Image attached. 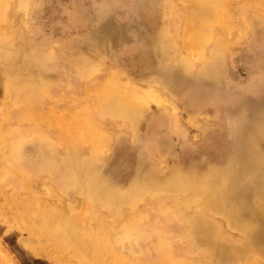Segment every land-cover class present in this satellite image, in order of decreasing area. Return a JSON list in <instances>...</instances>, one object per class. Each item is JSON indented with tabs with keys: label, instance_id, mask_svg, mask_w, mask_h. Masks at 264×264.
I'll return each instance as SVG.
<instances>
[{
	"label": "rangeland",
	"instance_id": "rangeland-1",
	"mask_svg": "<svg viewBox=\"0 0 264 264\" xmlns=\"http://www.w3.org/2000/svg\"><path fill=\"white\" fill-rule=\"evenodd\" d=\"M195 1L31 0L27 10L14 17L19 1L12 0L9 22L1 28L8 33L13 31V45L4 50H20L25 56L31 53L33 44L39 46L37 53L40 56L54 50L57 52L55 61L68 66L64 74L71 79L55 82L48 92H41L40 103L26 101L23 102L25 106L7 108L10 113L0 116V146L5 141L16 139L20 133L31 134L32 120L20 123L14 119V114L21 109H26V113L30 111L37 126L41 121L38 128H44L50 137L57 139L60 128L54 126L48 130L49 126L43 123V119L55 111V118L60 120L64 115L73 113L78 104L93 103V98L85 101L84 92L87 87L93 89L100 85L110 67L121 72L124 80L130 79L139 87H159L173 102L174 108H170L175 114L171 109H163L153 103L134 130L127 126L131 130L129 135L123 134V126L117 122L108 120L103 123L96 117L102 130L110 133L116 141L122 138L115 148L112 139L110 148L113 154L108 173L120 181L118 184L128 188L138 172L147 173L150 164L154 163L158 176L169 175L170 181L180 183L173 192L179 194L185 189V174L203 177L210 172L218 185L213 188L211 196H226L237 207L239 217L246 216L251 220L254 249L240 258L241 264H249L253 260V252H264V30L255 26L256 15L264 14V0H230L227 12H224L230 27L214 26L212 29L219 43H202L206 45L204 65L198 63L193 71H184L179 66L180 57L187 53L186 48L199 42L195 34L198 26L189 23L183 31L170 30L175 34L176 42H171L167 33L161 47L157 46V41L166 12L172 13L169 19L173 20V11H177L182 21L188 16L191 6L200 9L202 4H195ZM206 14L203 17H207ZM87 47L102 49L104 72L95 78L81 74V65L90 54L88 51L77 53ZM78 48L81 49L76 50ZM162 49L165 53L170 51L174 54L170 62L164 60ZM7 71L11 72L8 61L0 56V113ZM156 83L166 89L156 86ZM15 93L13 88L12 94ZM80 125L87 128L89 121ZM10 129L16 132L9 133ZM68 131L67 138L71 134L78 136L76 131ZM118 135L120 138L117 140ZM79 138L84 141V137ZM83 150L87 152L88 148L84 147ZM2 157L0 154V168L4 165ZM18 177L19 174L12 175L13 181L0 186V264H7L3 251L14 264H34L35 261L55 264L44 252L35 254L32 251V246L40 245L31 231L17 226L9 228L13 213L18 215L24 208H35L36 199L44 207L48 200L56 197L46 195L47 189H42L45 178L38 180L36 174L30 172L27 174L30 187H27L15 181H18ZM223 182L227 184L223 185ZM39 192L41 196L38 198ZM24 193L28 194L24 196ZM145 194L146 201L140 203L139 208V212L146 210L150 213L145 222L152 223L154 220L152 225L170 232V235L178 234L177 225L168 220L155 223L157 214L151 208L156 209L162 202L151 199L149 193ZM175 199L171 197L168 203L176 204ZM56 200L62 202L59 203L61 205L69 201L81 213L82 219L79 223L75 221L79 228L84 225L83 220H93L90 215L94 208L98 210L94 202H86L71 190H67L64 197L58 195ZM92 204L95 206L92 207ZM15 205H19L18 212L14 209ZM105 214L108 216V213ZM215 214H210V220L214 223L212 226L223 231L222 239L232 237L224 243L216 241V248L218 244L221 247L237 242L241 244L245 233L229 223L224 214ZM92 222L88 226L98 227L96 222ZM211 234L207 230L204 239L209 242V239H213ZM153 241L151 239L149 243ZM197 245L200 246L198 251ZM142 246L147 247L145 244ZM174 249L179 253L190 252L194 259L200 258L205 262L213 257L216 259L214 248L209 244L211 256L207 255V243L202 240L192 245L187 240H176ZM216 252L222 259L217 249ZM91 264L100 263L92 261Z\"/></svg>",
	"mask_w": 264,
	"mask_h": 264
},
{
	"label": "bare ground",
	"instance_id": "bare-ground-1",
	"mask_svg": "<svg viewBox=\"0 0 264 264\" xmlns=\"http://www.w3.org/2000/svg\"><path fill=\"white\" fill-rule=\"evenodd\" d=\"M11 1L0 0V56L8 61L11 69V72L7 71L5 74L1 117H4V113H10L7 108L25 106L23 102L26 101H39L40 93L48 92V88L55 82L71 79L64 74L68 66L55 61L57 52L54 50L40 56L37 53L38 45L33 44L28 57L20 50L13 52L4 50L7 46L13 45L11 35L13 31L8 33L1 28L9 22L12 11ZM18 1L19 5L15 8L14 17L22 15L31 2V0ZM229 2L230 0H196L195 4H202L200 9L194 8L191 4L185 21L179 19L180 15L177 11H173V20L169 19L172 17L170 11L164 13L165 23L160 31L157 46L161 47L164 36H167L166 33L170 35L171 42H176L177 38L173 37L175 34L170 33V30L183 31L184 27L193 23L198 26L195 34L199 42L186 48L187 53L181 55L178 65L184 71H193L198 63L204 65L206 45L202 43H219L212 28L217 25L226 29L230 27L228 19L224 17ZM195 11L202 14H195ZM205 13L207 17H203ZM255 26L264 30V14L256 15ZM86 51L90 55L81 65L83 66L81 74L87 75L88 78L98 77L104 72L105 67L100 52L102 49L87 47L82 48L77 54ZM163 51L162 54L165 53V50ZM169 52L164 54L166 62H170L174 57V54ZM163 63L168 66L164 61ZM155 85L164 87L160 83ZM13 88L16 90L15 95L12 94ZM22 93L24 95H21ZM84 93L85 101L93 98V103L78 104L73 113L64 115L60 120L55 118V111H51L52 114L43 119V123L49 126L48 130L54 126L60 128L57 139L50 137L44 128H38L41 127V121L39 120L37 126L30 111L26 113V109H21L18 114H14L17 122L26 123L32 120L33 127L31 134L20 133L17 138L15 137L16 139L5 141V144L0 146L4 164L0 168V186L4 185V182L13 181L12 175L19 174L18 181H15L30 187L27 174L34 173L38 180L45 178L47 181L42 188L47 189L46 195L64 197L66 191L71 190L86 202L92 201L98 205V210L94 208L91 212L90 218L93 220H83L84 225L79 228L78 223L83 217L81 213H78L69 201L61 205L59 203L62 202H58L55 197V201L48 200L44 207H42L43 203L36 199L35 208H24L18 215L13 213V222L9 224V228L17 226L19 229L24 227L31 231L40 245L32 246V251L35 254L44 252L55 264H91L92 261L100 264H241L240 258L254 249L251 220L246 216L239 217L237 207L226 196L222 197L219 194L211 196L213 188L218 185L212 179L210 172L203 177L185 174L183 179L185 189L179 194L173 192L180 183L170 181L169 175L158 176L154 163L150 164L147 173L138 172L128 188L118 184L120 181L108 173L109 160L113 154V149L111 151L110 148L112 139L115 141L113 146L115 148L119 146L118 143L122 138L118 135L117 140L119 138L120 140L116 141L115 137L109 135L110 133L102 130L101 125L97 124L96 117L103 123L108 120L117 122L123 126V134L129 135L131 130L127 126L130 125L134 130L151 108V104L155 103L163 109L174 108L173 102L171 103L162 90L152 85L139 87L130 79L124 80L121 72L110 67L100 85L94 86L93 89L87 87ZM85 121H89L87 128L80 125ZM72 130L76 131L78 136L74 137L71 134L72 136L67 138V131L72 132ZM15 132L11 129L9 131L12 134ZM37 135L38 137H35ZM79 137H84V141ZM84 147L88 148L87 152H84ZM226 182H223V185L227 184ZM145 193H149L151 199L156 198L157 202H162V205L156 209L151 208L157 214L155 223L168 220L171 224L177 225L176 229L180 231L178 234L170 235V232L152 225L154 220L152 223L145 222L150 213L146 210L139 212L140 203L146 201ZM27 194L24 193V196ZM39 196H41L40 192L37 197ZM171 197L176 198V204L168 203ZM95 204L91 206L94 207ZM14 209L18 212L19 205H15ZM105 213H108V216ZM215 213L224 214L229 223L245 233V239L241 244L237 242L228 247H221L218 244L216 248V241L220 240L224 243L232 237L225 236L222 239L223 231L219 227L212 226L214 223L210 220V214ZM75 221L78 223L75 224ZM90 221L96 222L98 227L88 226ZM228 226L231 227L229 224ZM207 230L211 231L213 236L209 242L204 239ZM151 239L154 241L150 244ZM176 240H187L189 245L200 240L205 241L208 248L207 255L211 256L209 251L211 244L216 259L213 257L209 262H205L200 258L194 259L190 256V252L179 253L174 249ZM142 244L149 245L144 247ZM196 249L198 251L200 246L197 245ZM216 249L222 255V259L218 257ZM2 254L7 264H14L4 251ZM252 254L253 260L249 264L264 262V252Z\"/></svg>",
	"mask_w": 264,
	"mask_h": 264
},
{
	"label": "trees",
	"instance_id": "trees-1",
	"mask_svg": "<svg viewBox=\"0 0 264 264\" xmlns=\"http://www.w3.org/2000/svg\"><path fill=\"white\" fill-rule=\"evenodd\" d=\"M34 264H43V263L40 261H35Z\"/></svg>",
	"mask_w": 264,
	"mask_h": 264
}]
</instances>
